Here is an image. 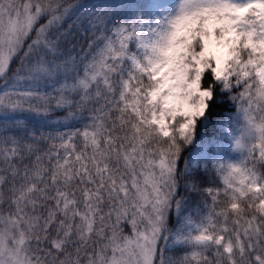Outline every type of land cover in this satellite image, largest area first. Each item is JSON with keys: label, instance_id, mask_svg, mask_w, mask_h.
Here are the masks:
<instances>
[{"label": "snow or ice", "instance_id": "obj_1", "mask_svg": "<svg viewBox=\"0 0 264 264\" xmlns=\"http://www.w3.org/2000/svg\"><path fill=\"white\" fill-rule=\"evenodd\" d=\"M0 264H264V0H0Z\"/></svg>", "mask_w": 264, "mask_h": 264}, {"label": "trees", "instance_id": "obj_2", "mask_svg": "<svg viewBox=\"0 0 264 264\" xmlns=\"http://www.w3.org/2000/svg\"><path fill=\"white\" fill-rule=\"evenodd\" d=\"M177 1H174V2H171V3H176ZM145 19L147 20V19H149V17H147V16H145ZM205 136H207V137H211L212 135H213V133H212V130L210 129V128H208V129H205L204 130V133H203Z\"/></svg>", "mask_w": 264, "mask_h": 264}]
</instances>
